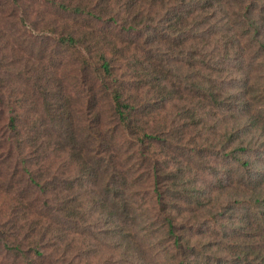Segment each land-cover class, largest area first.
<instances>
[{
    "label": "trees",
    "instance_id": "obj_1",
    "mask_svg": "<svg viewBox=\"0 0 264 264\" xmlns=\"http://www.w3.org/2000/svg\"><path fill=\"white\" fill-rule=\"evenodd\" d=\"M93 1H52L41 111L0 98V264H264V0Z\"/></svg>",
    "mask_w": 264,
    "mask_h": 264
},
{
    "label": "rangeland",
    "instance_id": "obj_2",
    "mask_svg": "<svg viewBox=\"0 0 264 264\" xmlns=\"http://www.w3.org/2000/svg\"><path fill=\"white\" fill-rule=\"evenodd\" d=\"M52 1L17 0L15 6L16 8L18 4L21 6V12L24 16L20 14L16 16V18H24L22 24L24 29L18 32L12 25V18L9 17L15 7L7 0H0V15L3 17L0 19V31L2 30L7 34L5 37L0 36V89L4 94L3 96L0 91V98H5L6 104L11 101V107L13 108L19 107L18 114L22 121L33 118L29 114V112L34 113L33 107H35L36 112L42 109L41 97L32 88L31 82L35 70L39 68L40 64L47 62L49 54L51 56L55 50L53 63L56 64L58 69L65 67L67 65L66 61H68L70 72L74 69L71 61L76 56L75 51L69 49L68 52H65L61 48H54V35L52 34L54 6ZM97 3V0H94L90 5L94 6ZM105 4L103 5L105 6ZM113 5L118 4L114 3ZM80 85L82 84L80 83ZM80 85L73 78L72 80L66 78L63 88L71 91ZM81 88L82 86L79 87V89ZM80 93L81 91L74 94L73 104L76 102V96ZM19 98H21V101ZM24 98H28L27 103L25 102L26 99L23 100ZM76 105L82 104L77 102ZM11 112L12 108L10 112L5 109L3 114H0V123L7 121L6 117L10 116ZM46 119H50V117L47 116ZM124 136L125 133H122L121 137ZM2 174L6 176L7 172L4 170ZM3 194L0 192V197ZM29 219L28 221L31 222L32 220ZM107 237L105 231H99L92 238L94 245L89 246V249L92 247L89 255L78 258L77 263L74 261V264H128L123 249H115L112 252L109 250L110 242L108 243V239H105ZM10 263H13V260Z\"/></svg>",
    "mask_w": 264,
    "mask_h": 264
}]
</instances>
